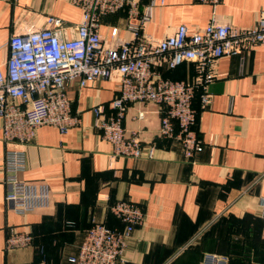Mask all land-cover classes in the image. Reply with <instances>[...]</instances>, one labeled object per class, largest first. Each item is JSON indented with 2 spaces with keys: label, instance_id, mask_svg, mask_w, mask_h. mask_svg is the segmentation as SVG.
I'll return each mask as SVG.
<instances>
[{
  "label": "crops",
  "instance_id": "crops-1",
  "mask_svg": "<svg viewBox=\"0 0 264 264\" xmlns=\"http://www.w3.org/2000/svg\"><path fill=\"white\" fill-rule=\"evenodd\" d=\"M138 1L142 13L151 0ZM263 13L264 0H220L214 10L196 0H165L163 5L155 0L142 34L161 40L180 25L202 32L213 18L218 24L251 28ZM81 16L72 0H0V67L11 36L40 30L52 17L60 22L56 31L72 38ZM128 23L139 25V19L129 20L126 10L103 17L99 34L104 46L114 42L113 28L117 41H129ZM156 72L185 81L194 75V65ZM215 73L208 87L210 105L201 109L199 92L192 103L203 150L190 159L179 144L159 137V108L152 103L130 105L123 127L127 137L137 134L144 148L156 145L154 158L113 156L94 127L91 109L102 105L106 114L112 113L108 105L117 96V79L96 80L84 88L68 82L66 97L79 123L66 134L41 126L26 146L27 166L20 179L47 185L50 201L25 216L14 214L4 201L0 120V264H63L77 255L94 223L122 229L111 208L124 200L138 205L144 220L117 264H206V254L225 264H264V44L219 59ZM139 113L144 114L141 120ZM234 223L239 231H229ZM11 232L29 233L31 245L7 252Z\"/></svg>",
  "mask_w": 264,
  "mask_h": 264
},
{
  "label": "built area",
  "instance_id": "built-area-1",
  "mask_svg": "<svg viewBox=\"0 0 264 264\" xmlns=\"http://www.w3.org/2000/svg\"><path fill=\"white\" fill-rule=\"evenodd\" d=\"M213 8L220 0H196ZM165 0H159L163 5ZM82 16L74 37L59 34L60 22L46 19L37 31L11 36L8 57L0 67V120L5 150L2 172L6 187L4 201L18 216L46 208L50 201L47 185L35 186L20 179L25 172L26 146L41 126H51L61 134L78 125L79 118L71 112L65 88L76 81L80 88L96 80L116 78L117 96L109 103L112 111L105 113L102 105L91 109L94 127L112 147L115 157L153 159L156 145L144 148L137 134L125 135L123 121L132 104L152 103L160 114L159 137L179 144L184 158L190 159L203 150L194 130L197 111L192 103L200 93L201 109L211 103L209 85L216 79V64L223 57L241 56L264 44V13L251 28H234L218 24L214 18L202 32L178 26L161 40L142 34L150 19L155 0L138 12V0H72ZM126 10L128 19H139V25L128 23L132 37L117 41L113 28L110 46H104L99 34L103 17ZM184 63L194 65V75L185 81L164 79L157 68L174 70ZM144 114L139 113L138 119ZM264 210V198L260 200ZM122 223L121 230L94 223L85 233L78 253L63 264H117L122 260L126 244L144 220L140 207L131 201H118L111 208ZM29 233L11 232L5 250H22L31 245ZM206 264H225V260L206 254Z\"/></svg>",
  "mask_w": 264,
  "mask_h": 264
},
{
  "label": "rangeland",
  "instance_id": "rangeland-1",
  "mask_svg": "<svg viewBox=\"0 0 264 264\" xmlns=\"http://www.w3.org/2000/svg\"><path fill=\"white\" fill-rule=\"evenodd\" d=\"M232 228H234L235 231H239L238 224H235V223L234 224H230L229 231H232Z\"/></svg>",
  "mask_w": 264,
  "mask_h": 264
},
{
  "label": "trees",
  "instance_id": "trees-1",
  "mask_svg": "<svg viewBox=\"0 0 264 264\" xmlns=\"http://www.w3.org/2000/svg\"><path fill=\"white\" fill-rule=\"evenodd\" d=\"M237 245H239V243H237Z\"/></svg>",
  "mask_w": 264,
  "mask_h": 264
}]
</instances>
